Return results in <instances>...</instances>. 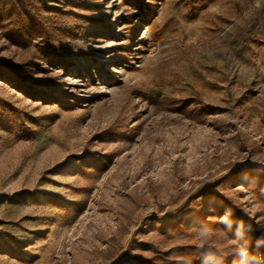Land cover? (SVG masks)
<instances>
[{
    "label": "rangeland",
    "instance_id": "obj_1",
    "mask_svg": "<svg viewBox=\"0 0 264 264\" xmlns=\"http://www.w3.org/2000/svg\"><path fill=\"white\" fill-rule=\"evenodd\" d=\"M0 264H264V0H0Z\"/></svg>",
    "mask_w": 264,
    "mask_h": 264
}]
</instances>
